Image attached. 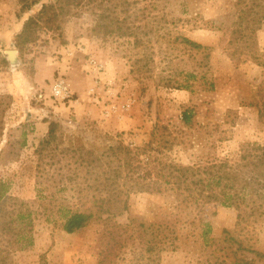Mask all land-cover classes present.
I'll return each instance as SVG.
<instances>
[{"label":"rangeland","instance_id":"obj_1","mask_svg":"<svg viewBox=\"0 0 264 264\" xmlns=\"http://www.w3.org/2000/svg\"><path fill=\"white\" fill-rule=\"evenodd\" d=\"M238 1L114 0L103 7L101 0L87 2L21 56L15 37L28 17L18 20L16 0H0V181L8 182L9 194L34 210L44 198L108 197L104 171L128 145L143 153L141 164L149 155L156 160L152 170L159 160L184 169L233 165L254 145L264 146V65L238 47ZM248 6L257 12L264 0H248ZM115 7L119 22L149 34H139L140 45L133 37L93 32L95 15ZM182 37L203 49L190 51ZM256 40L264 62V22ZM59 82L69 98L54 95ZM186 111L192 113L190 125L182 121ZM52 123L58 126L48 138ZM42 147L39 160L36 150ZM173 187L164 185L160 194L132 193L126 212L75 234L52 223L61 215L56 209L41 208L51 221H36L28 251L19 250L16 237L0 233V264H99L108 250L107 232L126 225L132 229L122 237H132L128 246L112 251L103 264L203 262L205 248L198 240L206 224L217 239L224 231L241 237L253 231L264 254V214L246 227L238 210L222 207L214 193L192 188L178 195ZM165 220L177 225L178 241L150 255L138 227Z\"/></svg>","mask_w":264,"mask_h":264},{"label":"trees","instance_id":"obj_2","mask_svg":"<svg viewBox=\"0 0 264 264\" xmlns=\"http://www.w3.org/2000/svg\"><path fill=\"white\" fill-rule=\"evenodd\" d=\"M16 1L20 8L17 14L18 20H21L24 15L28 17L15 37L16 48L21 56L25 54L28 47L37 44L42 33L60 30L61 24L71 14L72 8L81 7L87 2L95 4V0H50L49 3L45 0ZM101 1L99 7H103V2L110 3L114 0ZM247 2L248 0H239L237 3L240 7L237 24L241 28L236 30L234 35H236L238 47L245 50L252 62L261 66L264 65L263 55L257 50L256 32L261 29L264 22V6L255 12L254 8L246 7ZM35 7L37 9H34ZM116 9V7L101 9L100 13L95 15L97 20H95L93 32L105 38L133 37L136 41L135 45H140L142 39L139 34L144 33V28L136 25L126 26L119 22ZM144 34L149 35L146 32ZM180 43L192 52L203 49L202 46L187 38L182 37ZM182 121L184 125H190L192 113L184 112ZM56 126H58L56 123H52L48 138L53 137ZM161 129L164 132L168 131L166 126H162ZM45 143L50 144L46 139L43 144ZM43 149L42 147L36 150L39 160L43 157ZM122 149L117 162L113 164L114 161H111L108 164L109 170L104 171L103 177L107 181L103 187L110 196L100 200H88L80 196L78 199L73 197L54 202L44 198L38 202L40 204L38 210H34L29 201L9 194L8 182L0 181V233L16 237L19 250L28 251L34 246L36 221H41L42 218L51 221L42 210L56 209L61 215L52 223L67 234H75L86 229L93 221H107L111 218L110 216L113 218L126 212L127 198L130 194H160L163 192L164 185L172 187L176 185L177 188L173 187L172 190L177 189L178 195L182 189L191 192L192 188L199 192L214 193L218 196V202L222 207L238 210L239 223L246 227L257 224L264 214V146L254 145L233 165L228 161H222L184 169L178 168L173 163L159 160L156 170L150 168L156 161L150 155L147 163L141 164L139 159L143 153L139 149L129 145ZM63 191H65L64 187L57 193ZM83 191L82 189L78 193L81 194ZM123 196L126 197L124 201ZM106 215H108L107 219L104 218ZM203 227L198 241H201V246L205 248L206 256L203 262L197 264H264V254L258 250V240L254 238L253 231L249 230L246 237L224 231L223 236L217 239L210 237L211 230L208 224ZM138 228L140 239L141 241L145 239V249L150 255L158 253V250L167 245H174L179 238L177 225L168 220L144 221ZM129 229H131L130 225L116 226L114 230L107 232L108 250L101 254L99 264L105 263L112 251L117 249L120 251L121 248L128 246L132 237L129 236L128 239L122 237L129 234ZM120 230L122 233L119 232ZM39 264L48 263L40 262Z\"/></svg>","mask_w":264,"mask_h":264},{"label":"built area","instance_id":"obj_3","mask_svg":"<svg viewBox=\"0 0 264 264\" xmlns=\"http://www.w3.org/2000/svg\"><path fill=\"white\" fill-rule=\"evenodd\" d=\"M53 92L55 96H59L61 98H69V89L63 82H59L53 87Z\"/></svg>","mask_w":264,"mask_h":264},{"label":"water","instance_id":"obj_4","mask_svg":"<svg viewBox=\"0 0 264 264\" xmlns=\"http://www.w3.org/2000/svg\"><path fill=\"white\" fill-rule=\"evenodd\" d=\"M9 56H10V58L12 59V60H14L15 61V57H16V52L15 51H11V52H9Z\"/></svg>","mask_w":264,"mask_h":264}]
</instances>
